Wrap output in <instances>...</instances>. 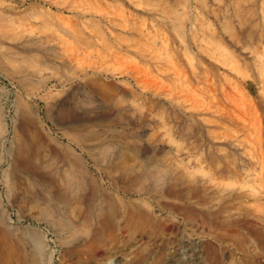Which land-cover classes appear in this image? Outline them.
I'll return each instance as SVG.
<instances>
[{"label": "rangeland", "instance_id": "rangeland-1", "mask_svg": "<svg viewBox=\"0 0 264 264\" xmlns=\"http://www.w3.org/2000/svg\"><path fill=\"white\" fill-rule=\"evenodd\" d=\"M0 17V264H264V0H0ZM71 122L120 165L108 196L141 190L129 205L57 202L63 169L41 189L16 164L17 135L52 146ZM229 160L238 175L214 173Z\"/></svg>", "mask_w": 264, "mask_h": 264}, {"label": "bare ground", "instance_id": "bare-ground-1", "mask_svg": "<svg viewBox=\"0 0 264 264\" xmlns=\"http://www.w3.org/2000/svg\"><path fill=\"white\" fill-rule=\"evenodd\" d=\"M77 9H75V10H77ZM88 12L89 11H87L85 13H88ZM7 28H8V26H7L6 22L4 21V19H2V17H0V37L1 38H7L6 37L7 36L6 35L7 34ZM73 33H75V32H73ZM17 35H18V33H17ZM77 36H78V34H77ZM17 37L14 36L15 39ZM36 39H38V38H36ZM52 42H54V41L52 40ZM36 43H40V42L38 40H36ZM0 46H1V44H0ZM48 49L52 50L53 48H48ZM62 54H63V52H62ZM189 87L191 88V86H189ZM191 93H193V92H191ZM68 127H70L71 130L69 128V130L67 132H64L65 134H63V136H62L63 138L66 137L65 138L66 141H63V138H58L56 140L51 139L52 141H54V145L51 146V145H49V141H47V143H45L46 141L44 140L45 142L36 146L37 148L35 150H33L31 148V146L29 145V140L32 141L34 138L33 133H31L33 131L30 130L28 132V135L25 136V138L23 135H17L15 137V162L26 172L25 174L30 175L29 177H31V178H32V176L35 177V179L38 182L39 187L41 189L44 188L46 181H48L50 179L48 177V173L53 174L54 172L52 170H55V169L60 170V169H57L58 167H60L61 169H63L60 171H63L62 178L64 181V184H63L64 187L62 189L56 190L53 194H52V192L50 193V196L52 197V195H53L54 199L57 202H63V201L70 202V201H72L75 205H81L80 203H89V202L91 203L92 202V203H95V206L98 208L100 205L107 203V205L112 208L111 209V211H112L113 206L115 205V202L119 201V202H122V204H124V205L125 204L129 205L131 203V201L128 200L129 199L128 196H131L132 194H134V195H140L141 194L140 193L141 190L139 189V190L135 191L134 193H130V194L123 192L122 196L119 197L118 196L119 191L116 190L117 195L113 194V196H108V194L110 192L107 189L106 190L108 192H105V187L103 184L102 175L105 177H110L111 173L114 172L113 170L116 171V170H118V168L120 169V165L117 164L114 166L113 164L109 163V164H107V166H104V167L101 166L100 162H104L103 159L100 161L99 159L93 158V155L91 153V149L87 145L89 143V142H87V140L93 138L94 134H90V132L89 133L84 132L82 130L83 129L82 125H80L78 127V125H76L72 122L69 124ZM99 130H100V128H99ZM123 148L125 149L124 156H126L128 159H132L133 157H139V153H140L139 149H137L135 147H130V146H124ZM95 157H97V156H95ZM37 158L42 159L41 162L39 161L40 164H37L35 162L37 160ZM88 159H90L93 162L92 166H94L95 171L98 172L99 176H96L95 173L90 171L88 164H87ZM150 159H152V158L150 157ZM112 160H114V158ZM41 163H42V165H41ZM133 167L134 166H127L126 168L132 169ZM48 170H49V172H48ZM247 170H249V168L246 169V171ZM214 173L219 174V177L225 176V177L232 178V176L238 175L239 170L236 167V165L232 164V161L229 160L223 164L221 163V165L220 164L216 165ZM54 183H55V181H54ZM234 194H236V195L234 196ZM245 195L243 193H228V194L223 195V198H228V197L232 198L233 197L234 199H242V198H244ZM199 215H202V213L199 212ZM127 216L129 218L128 219L129 225L132 224V222L134 220L144 222L146 224L145 227H148V225L150 223L149 215L147 216L145 213L137 211L136 209L127 213ZM214 224L217 225L216 223H214ZM241 224H244V223L242 222ZM61 226L62 227H74V223L72 221H69L68 219H64V221H62V223H61Z\"/></svg>", "mask_w": 264, "mask_h": 264}]
</instances>
